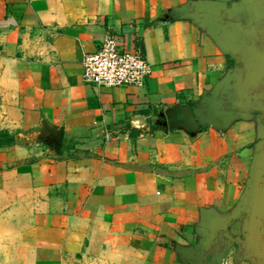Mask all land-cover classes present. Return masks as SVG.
<instances>
[{
  "label": "crops",
  "instance_id": "1",
  "mask_svg": "<svg viewBox=\"0 0 264 264\" xmlns=\"http://www.w3.org/2000/svg\"><path fill=\"white\" fill-rule=\"evenodd\" d=\"M240 0H0V264H191L203 212L241 206L257 116L182 125L231 59L175 8ZM137 38L144 87L81 80L106 34ZM243 220L230 219L240 236ZM221 264H244L232 248Z\"/></svg>",
  "mask_w": 264,
  "mask_h": 264
},
{
  "label": "water",
  "instance_id": "2",
  "mask_svg": "<svg viewBox=\"0 0 264 264\" xmlns=\"http://www.w3.org/2000/svg\"><path fill=\"white\" fill-rule=\"evenodd\" d=\"M172 18L199 23L234 61L226 79L210 95L204 96L196 107L184 108L182 125L199 128L212 123L224 127L231 119L247 118L252 112L258 114H254L259 116L258 123L262 120L257 131L260 142L255 145L256 154L240 208L230 218L203 212L198 231L201 241L193 249H182L181 256L191 264H221L227 259L226 253L234 248L238 259L264 264V108L239 110L243 101L249 99V90L264 86V51L245 39L241 22L242 19L251 24L264 18V0H240L230 6L211 2L187 4L175 8ZM237 218L243 220L242 233L232 236L227 227L230 219Z\"/></svg>",
  "mask_w": 264,
  "mask_h": 264
},
{
  "label": "built area",
  "instance_id": "3",
  "mask_svg": "<svg viewBox=\"0 0 264 264\" xmlns=\"http://www.w3.org/2000/svg\"><path fill=\"white\" fill-rule=\"evenodd\" d=\"M151 74V66L135 38L127 39L106 34L97 49L85 54L81 61L83 83L104 88L144 87Z\"/></svg>",
  "mask_w": 264,
  "mask_h": 264
},
{
  "label": "flooded vegetation",
  "instance_id": "4",
  "mask_svg": "<svg viewBox=\"0 0 264 264\" xmlns=\"http://www.w3.org/2000/svg\"><path fill=\"white\" fill-rule=\"evenodd\" d=\"M241 22L243 24V29L246 31L245 39L251 44L254 45L255 48L264 51V18H260L259 20L252 22L251 24L246 23L245 20L241 19ZM232 65H234V61L231 60ZM237 65H239V61L237 60ZM249 99L243 101L242 105L239 107V110H243L246 107L257 108V109H263L264 108V86L259 85L258 87L252 88L249 90ZM255 96V98L253 97ZM253 114H256L255 112H252ZM260 113V112H259ZM262 115H264V112H261ZM258 115V114H256ZM259 117V116H257ZM261 121L259 119L258 126L261 125ZM259 139L256 140L255 145L259 143ZM237 252V251H236ZM242 251H240L238 254L239 256H242ZM237 256V253H235Z\"/></svg>",
  "mask_w": 264,
  "mask_h": 264
},
{
  "label": "trees",
  "instance_id": "5",
  "mask_svg": "<svg viewBox=\"0 0 264 264\" xmlns=\"http://www.w3.org/2000/svg\"><path fill=\"white\" fill-rule=\"evenodd\" d=\"M135 44L137 45V38L135 37ZM138 46V45H137ZM16 143L14 136L7 131H0V148L5 146H12Z\"/></svg>",
  "mask_w": 264,
  "mask_h": 264
},
{
  "label": "rangeland",
  "instance_id": "6",
  "mask_svg": "<svg viewBox=\"0 0 264 264\" xmlns=\"http://www.w3.org/2000/svg\"><path fill=\"white\" fill-rule=\"evenodd\" d=\"M244 264H250L248 261L241 259Z\"/></svg>",
  "mask_w": 264,
  "mask_h": 264
}]
</instances>
